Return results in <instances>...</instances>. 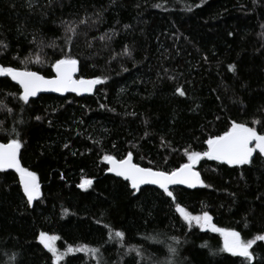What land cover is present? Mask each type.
<instances>
[{
  "label": "trees",
  "instance_id": "16d2710c",
  "mask_svg": "<svg viewBox=\"0 0 264 264\" xmlns=\"http://www.w3.org/2000/svg\"><path fill=\"white\" fill-rule=\"evenodd\" d=\"M0 41L2 67L52 78L51 64L70 52L77 79L102 80L89 97L25 104L0 77V142H22L21 166L40 186L29 205L17 174L0 171V264H53L41 232L99 249L60 264H264V241L246 261L175 210L207 212L245 241L264 235V154L235 166L203 156L194 166L202 187L171 189L175 202L157 188L132 190L104 159L131 154L171 172L233 121L264 135V0H0ZM83 180L92 183L80 188Z\"/></svg>",
  "mask_w": 264,
  "mask_h": 264
},
{
  "label": "snow or ice",
  "instance_id": "6c2138e0",
  "mask_svg": "<svg viewBox=\"0 0 264 264\" xmlns=\"http://www.w3.org/2000/svg\"><path fill=\"white\" fill-rule=\"evenodd\" d=\"M80 24H86L87 20H81ZM65 31L75 35L77 28L70 22L65 25ZM108 36H101L100 39H108ZM70 41L72 36H68ZM0 44H3L0 41ZM7 47V45H3ZM127 54H131L127 47L124 50ZM36 62H40V58H36ZM78 60L74 58L70 52L66 53L55 60L51 64V69L55 73L53 78H45L37 71L18 70L12 67H0V75H6L11 77V80L15 81L23 90L19 96V100L25 104L30 102V97H35L37 92L41 90H51L54 92H64L71 90L79 93L83 91H91L92 87L102 82L99 77L90 80H75L73 74L77 70ZM230 71H235V65L229 66ZM180 95L185 93L177 89ZM39 119V117H37ZM255 143V149L259 150L260 154H264V135L258 134L253 127L246 126L245 123H238L233 121L231 127L225 131L222 135L210 137L206 140L207 151L204 153L190 152L186 153L188 163L182 164L179 168L171 171H154L151 168H142L139 165L132 163V156L129 154L124 159L116 161L112 156H105L104 159L108 161L112 167L108 169L110 172H114L116 176L123 177L126 181H129L132 189L139 190L142 184L158 185L163 193L168 197H175L173 192L169 190V185L173 184H187L189 187H195L196 183L203 184L200 179L199 173L192 170V166L197 162L201 156H206L210 159H216L224 161L229 165H245L251 163L254 148L250 146ZM22 146L20 140L13 139L7 144H0V170L3 169H15L20 174V183L23 187V192L27 197V202L31 205L32 201L39 197L40 186L37 182V177L34 172L29 171L26 168L21 167L17 154ZM91 180H83L80 188L90 186ZM175 210L180 216L188 223L189 226L195 222V224L201 227L210 223L211 217L207 212L202 215L193 216L186 211L185 208L176 202ZM212 230L221 233L224 237V248L221 251L229 252L232 255H239L244 257L246 261L252 259V253L249 249L256 243V241H264V235H257L254 239L242 240L240 234L233 230L217 228L212 226ZM114 236L117 238H123L125 233L122 231H116ZM55 237H48L46 233L41 232L39 234V243L43 245L45 249L52 253L54 258L53 264H60V261L64 253H60L55 248L52 241ZM176 240V237L172 238ZM178 242V241H177ZM135 250V249H133ZM67 252L72 251H85L89 254H97L99 249L89 248L87 245L80 246L77 249L69 247ZM169 251L176 252L175 248L169 247ZM139 255V252H137Z\"/></svg>",
  "mask_w": 264,
  "mask_h": 264
},
{
  "label": "water",
  "instance_id": "95a60500",
  "mask_svg": "<svg viewBox=\"0 0 264 264\" xmlns=\"http://www.w3.org/2000/svg\"><path fill=\"white\" fill-rule=\"evenodd\" d=\"M0 67H2V66L0 65ZM21 71H22V70H21ZM54 75H55V73L53 72V77H54ZM1 76H2V75H0V77H1ZM5 76H6V75H5ZM77 76H78V65H77V70H76V72L73 74V79H75V80H80V79H77ZM7 77H8L9 80L12 82V84H14L16 87L19 88V90H20V92H21V94H22V91H23V90L20 88V86H19L15 81L11 80V77H9V76H7ZM53 77H52V78H53ZM49 79H50V78H49ZM84 80H90V79H84ZM96 87H97V84L94 85V86L92 87L91 91H83V90H81L79 93H77V92H73V91H71V90L64 91V92H54V91H51V90H41V91L37 92V95H36L35 97H30V100L36 99L37 97H39V96H41V95H53V96H57V97H64V96H66V95H75V96H78V97H89V96H92V95L94 94V92H95V90H96ZM0 144H3V143L0 142ZM250 146L253 147V146H254L253 143H252ZM254 154H255V152H253V156H252V158H251V161H252L253 158H254ZM204 157H205V158H208V157H206V156H204ZM17 158H18V160H19V151H18V154H17ZM114 159H115V158H114ZM115 160H116V159H115ZM214 160H216V159H214ZM116 161H119V160H116ZM217 161H220V160H217ZM220 162H222L223 164L228 165V166H235V165H229V164H227V163L224 162V161H220ZM19 163H20V160H19ZM132 163H134V162H133V159H132ZM106 164H107L108 169H109L110 167H112V165H111L108 161H106ZM134 164H135V163H134ZM20 165H21V163H20ZM21 167H22V166H21ZM192 170L195 171V172H197V170L194 168V165L192 166ZM0 171L14 172L15 174H17L20 189H21L23 195L25 196V194H24V192H23V187H22V185H21V183H20V174H19L15 169H3V170H0ZM197 173H198V172H197ZM107 174H108V175H111V176H114V177H117V178H120V179L126 181L123 177H118V176H116L114 172H110V171L107 170ZM199 175H200V174H199ZM200 179H201V176H200ZM201 180H202V179H201ZM126 182L129 183V186H130V188H131V184H130V182H129V181H126ZM202 185H203V184L196 183V186H195V187H189L187 184H173V185H169V190L174 189V188H182V189H186V190H194V189H199V188H201ZM143 187H153V188H157V189L163 191L162 189H160V188L158 187V185H152V184H142V185H140V188H143ZM140 188H139V189H140ZM131 189H132V188H131ZM132 190H136V189H132ZM25 198L27 199L26 196H25ZM38 198H39V197H37L36 199H34L32 202L36 201Z\"/></svg>",
  "mask_w": 264,
  "mask_h": 264
},
{
  "label": "rangeland",
  "instance_id": "374dc122",
  "mask_svg": "<svg viewBox=\"0 0 264 264\" xmlns=\"http://www.w3.org/2000/svg\"><path fill=\"white\" fill-rule=\"evenodd\" d=\"M253 148H254V152L255 151H258L259 152V150L258 149H255V143L253 142ZM203 156H201V158H202ZM200 158V159H201ZM199 159V160H200ZM198 160V161H199ZM188 161V160H187ZM198 161L197 162H195L193 165L194 166H196V164L198 163ZM188 163V162H187ZM87 187V186H86ZM85 187V188H86ZM193 216H196V215H193ZM198 216V215H197ZM193 224H195V222H193ZM196 226H198L199 227V229L200 230H202V231H212V232H215V231H213L212 230V223H211V220H210V223H208V224H205V225H203L202 227L200 226V225H197V224H195ZM221 234V233H220ZM47 236L48 237H55L56 239H54L53 241H52V243H53V245L55 246V248L56 249H58V251L60 252V253H64V255H63V257H62V259H61V261H60V263L61 262H63L67 257H69V256H72V255H75V254H88L87 252H85V251H72V252H67L66 250L69 248V247H71L72 249H77V248H79V247H72V246H63V245H61L60 244V242H59V238H58V236H56V235H48L47 234ZM222 236V239L224 240V237H223V235H221ZM38 237H39V235H38ZM38 242H39V240H38ZM42 245V244H41ZM43 246V245H42ZM47 250V249H46ZM48 251V250H47ZM49 252V251H48ZM50 254H51V256H52V253L51 252H49ZM52 258H53V256H52ZM53 260H54V258H53Z\"/></svg>",
  "mask_w": 264,
  "mask_h": 264
}]
</instances>
